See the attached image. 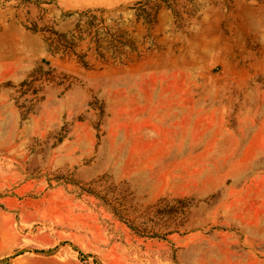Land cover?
Instances as JSON below:
<instances>
[{
	"label": "rangeland",
	"instance_id": "rangeland-1",
	"mask_svg": "<svg viewBox=\"0 0 264 264\" xmlns=\"http://www.w3.org/2000/svg\"><path fill=\"white\" fill-rule=\"evenodd\" d=\"M0 264H264V0H0Z\"/></svg>",
	"mask_w": 264,
	"mask_h": 264
}]
</instances>
